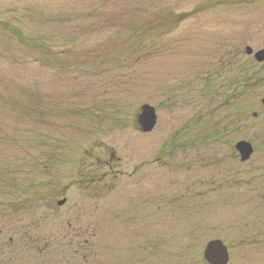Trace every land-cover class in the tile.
<instances>
[{
	"label": "rangeland",
	"instance_id": "obj_1",
	"mask_svg": "<svg viewBox=\"0 0 264 264\" xmlns=\"http://www.w3.org/2000/svg\"><path fill=\"white\" fill-rule=\"evenodd\" d=\"M262 50L264 0H0V264H264Z\"/></svg>",
	"mask_w": 264,
	"mask_h": 264
},
{
	"label": "water",
	"instance_id": "obj_2",
	"mask_svg": "<svg viewBox=\"0 0 264 264\" xmlns=\"http://www.w3.org/2000/svg\"><path fill=\"white\" fill-rule=\"evenodd\" d=\"M252 53L253 50L247 48V54L250 55ZM255 59L260 63L264 62V51L256 52ZM254 116L256 117L257 114H254ZM137 123L142 133L149 134L153 132L157 125V113L155 108L148 104L143 105ZM235 148L240 154L242 162L249 161L254 153L252 144L247 141L238 142ZM65 203L66 201L63 200L59 202L58 205L62 206ZM204 258L208 264H228L230 260L228 249L220 240H213L208 243L204 252Z\"/></svg>",
	"mask_w": 264,
	"mask_h": 264
}]
</instances>
